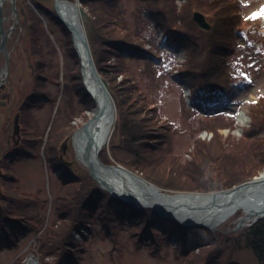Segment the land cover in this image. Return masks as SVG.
I'll return each instance as SVG.
<instances>
[{
	"label": "trees",
	"instance_id": "16d2710c",
	"mask_svg": "<svg viewBox=\"0 0 264 264\" xmlns=\"http://www.w3.org/2000/svg\"><path fill=\"white\" fill-rule=\"evenodd\" d=\"M77 1L87 15L83 25L95 67L107 82L116 109L109 144L99 152L104 164L116 161L168 192L230 188L259 173L264 166V155L257 134L258 125L264 119V99L250 105L251 124L237 141L232 139L234 143L230 146L226 142L230 136L224 137L220 130L235 127L232 116L206 114L191 118L193 112L197 114L192 103L207 102L234 89L235 77L230 73L227 55L239 46L237 33L242 32V38L264 49L260 18L244 17L243 0H183L179 5L177 0H131L132 25L124 4L128 0ZM22 8L21 26L35 73L27 96L21 100L20 142L5 154L2 162L5 175H2L0 194L12 192L3 181L11 180L7 166L15 151L23 149L33 153L36 146L43 144L50 163L60 164L61 143L91 117L89 111L95 107L83 85L71 33L55 9L38 0H24ZM194 11L206 16L210 30L198 27L193 20ZM50 21L64 36L60 43L65 59L62 70L53 64L58 50L49 34ZM159 30L162 38L158 40ZM168 41L177 42L184 50L183 62L171 59L167 63L163 47ZM170 73L187 80L190 89L189 104L186 105L183 94L180 95L190 135L187 147L190 158L183 160L180 154L174 153L178 130L161 114L158 94L154 91ZM46 80L56 84L57 94L51 95L45 88ZM199 86L205 87L206 92L201 93ZM40 95L49 99L52 108L58 101L57 111L68 117V122L56 126L55 132L47 138L30 124L28 116L34 103L40 101ZM78 114L81 121L71 123ZM203 130L212 136L209 139L197 136ZM119 145L131 153L129 159L115 153ZM76 168L75 173L67 171L64 190L54 202L56 223L38 240L39 264H67L69 260L81 263L85 243L76 240L73 234H80L85 240L98 231L110 233L116 244L120 235L126 233L131 241L147 243L153 253H170L178 264H232V254L242 247L251 249L258 263L264 264V217L238 230L231 229L240 212L217 229L183 225L151 208L139 209L114 197L98 185L86 168L80 165ZM14 195L19 197L17 193ZM26 199L29 204L34 203ZM9 205L0 200V229L11 245L19 228L27 226L22 221L26 219L15 217ZM34 228L35 232L40 230L39 226ZM46 257H51L49 263Z\"/></svg>",
	"mask_w": 264,
	"mask_h": 264
},
{
	"label": "rangeland",
	"instance_id": "374dc122",
	"mask_svg": "<svg viewBox=\"0 0 264 264\" xmlns=\"http://www.w3.org/2000/svg\"><path fill=\"white\" fill-rule=\"evenodd\" d=\"M38 1L43 2L49 7H53V0ZM122 1L124 2L126 0ZM243 1L245 3L243 9L244 17H253V14H255L254 17L260 18L262 30H264V0ZM180 2H183V0L176 1L178 5ZM124 4L127 11L126 16L132 25L130 12L133 10V1L128 0V2H124ZM49 29L51 30L49 34L52 38V42L58 50L56 58L53 57V64L56 68L62 70V63L65 59L62 56L63 49L60 48V43L64 41V36L59 27L51 21L49 23ZM83 29L85 31L84 27ZM18 31V40H15L17 43H15L14 54L11 59L13 61V72L9 74V80H12L14 85L12 86L5 81L0 87V91L3 90V88H6V91L9 89L13 91L17 88L22 89V93L24 94L31 80V69L29 66V59L31 58L24 29L19 28ZM241 34L242 32H239L236 35L239 46H236L234 50L227 55L231 63L230 73L232 77H235L234 89L224 95L219 94L207 102L197 100L191 104L197 113L195 114L193 112L191 115L192 119L200 118L206 114H221L233 117L235 127H232L231 130L228 128L220 130V133H222L224 137L227 138L230 136V138L226 140L229 146L234 143L232 139L237 141L244 134V130L250 126L251 115L248 109L250 105L255 104L259 99H264V49H258L257 45L248 41L246 38H242L240 36ZM157 39L159 40V38ZM163 49L165 56H168L166 59L167 63L171 59L176 63H181L185 60L184 50L175 42L167 43ZM136 66L140 68V65ZM164 80L165 82L162 80L160 82L161 85L154 89L155 93L158 94L159 110L178 130L174 140V153L180 154L182 160L184 158L188 159L190 158V154L187 151V147L190 143V135L186 120L182 114L180 102L181 94H183L186 105L190 102V90L187 88V80L179 79L174 73L168 74ZM44 85L51 95L57 94L58 88L55 83L46 80L44 81ZM204 90L205 87L199 86V91H201V93H205L206 91ZM39 97L40 101L34 103L28 116L30 124L36 126L40 133H43L45 136L44 138H47V136L55 132L56 126L59 124H66L68 122V117L60 111H57L58 113H56L55 110L52 112L50 102L45 100L42 95ZM10 107L7 109V105L5 104L0 107V147L5 143L4 137L7 134L5 125L8 124L9 121L7 119L8 113L7 115L5 113L4 116L3 112H7L8 110L13 112L15 105ZM92 111L93 110L89 111L91 115ZM78 115L75 116L71 123L76 124L81 121L80 115ZM242 118L246 120L243 126H241L238 121ZM113 124L110 134L113 131ZM258 128H260V130L257 137L261 139L263 146L262 153L264 155L263 118ZM75 131H73V133ZM110 134L106 144L110 141ZM197 136L209 139L212 133L201 132ZM43 150L44 145L41 144L32 150L33 153L24 152V154L20 156L15 155L8 160L11 161V163L8 164L7 171L8 173L9 171L12 173V177L10 178L13 179H5L3 185L8 187L9 191L12 192L6 194L3 191L0 194V200L7 205L10 203L9 208L15 217L26 219L22 221L25 222L27 228H19L13 238L15 243L11 245H9L4 231L0 229V264H39L38 240L41 238L43 239L46 232L49 231V227L56 223L57 213L55 211L54 202L58 199V193L64 190V183L62 180L65 179L69 172H67L61 164H51ZM61 153L64 154L66 160H72L75 154V147L68 142L67 150ZM115 153L124 159H129L131 156V153L121 145L115 148ZM56 166H62V168H58L56 171L54 169ZM263 170L264 166L259 173L252 178L260 175ZM134 174L136 177L141 178L156 188H161L147 181L142 175L136 172H134ZM131 184H133V189H128L132 191V193L134 192L133 190L136 192L139 191L136 182L132 181ZM128 185H130V183H128ZM12 189L16 191L19 197H15L14 194L16 193ZM21 197L23 200H20ZM26 198L29 200L31 199L34 203L29 204ZM122 198L127 199L124 195ZM132 200L139 205L141 204V197L135 194H133ZM239 211H241L243 215V211ZM234 215L235 213L225 221L215 225L202 222L200 217H196L195 222L203 224L209 229H217L225 225ZM34 226H39L40 230L35 232ZM82 232L85 234V229ZM73 236L76 240L85 243V249L81 252V263L69 260L67 264H178V261L172 257L170 253L166 251H162L161 254L153 253L147 243L131 241L128 239L129 236L126 233L120 235L121 237L118 239L117 244L110 233L106 234L101 231H98L95 236L85 240L80 234L75 233ZM232 255V264H259L253 252L248 247H242L239 250L236 249ZM49 258L51 259V257H46L47 263H49ZM224 261L225 259L222 262Z\"/></svg>",
	"mask_w": 264,
	"mask_h": 264
},
{
	"label": "water",
	"instance_id": "95a60500",
	"mask_svg": "<svg viewBox=\"0 0 264 264\" xmlns=\"http://www.w3.org/2000/svg\"><path fill=\"white\" fill-rule=\"evenodd\" d=\"M64 1V0H63ZM62 0H54V8L59 15L60 19L64 22V24L67 26L69 31L71 32L74 47L79 54V57L81 59V72L83 76V81L85 86L88 88L86 84V77H85V67L88 66L89 68V74L91 78L94 80V82L97 85V93L101 94L104 105L106 103L113 106V100L110 95L107 82L103 80L99 74L96 71V68L93 63V59L91 56L89 44L87 42L86 34L82 26V21H86L87 16L84 12V10L81 7H76V18L78 22H74L71 19H69L67 16L61 14L60 8ZM67 4V2H66ZM14 11L15 7H14ZM193 19L198 24V26L204 30H209L210 25L207 22L205 16L195 11L193 13ZM77 23V24H75ZM7 68H8V62H7ZM89 89V88H88ZM90 91V90H89ZM91 95L94 97L96 102V108L94 110V116L89 119L82 127H80L78 130H76L73 135L81 130L85 132L86 135V142L84 144L83 153L80 157L77 156V158L80 159V161L88 168V171L90 175L98 182V184L104 188L105 190L109 191L112 195H121L126 197L127 199H131L133 197V193L127 191L123 185L124 182H122L120 185L113 180H109L110 177L108 175H117L115 170L116 169H122L124 168L120 166L119 164L115 165H105L103 164L98 156L99 150L96 148V142L93 138V136L89 132V125L101 114V108L98 103L97 94L91 92ZM14 133H18L17 128V118H16V126L14 129ZM67 145V139L62 144V149L65 150V147ZM66 166H68V162H64ZM1 173V170H0ZM255 178H252L250 180H246L238 185L233 186L230 189L222 190V191H213L209 193H201L202 195H205V198L203 200H195L192 199V201L183 202L179 199L174 200L173 202H162V201H156L153 195H142V203L141 207H149L152 208L155 212L164 215L166 217H169L170 219H173L175 221H178L182 224H188V225H203L200 223H196L195 219L199 216L202 211L208 210L211 208L213 204H215L216 197H220L221 195H227L235 190L242 189L249 184L255 183ZM179 194H174L173 196H176ZM183 195H191V194H183Z\"/></svg>",
	"mask_w": 264,
	"mask_h": 264
},
{
	"label": "bare ground",
	"instance_id": "6f19581e",
	"mask_svg": "<svg viewBox=\"0 0 264 264\" xmlns=\"http://www.w3.org/2000/svg\"><path fill=\"white\" fill-rule=\"evenodd\" d=\"M76 11V7L73 4H66L65 1L61 3V14L67 16L74 22H78L76 18ZM84 74L86 77V84L91 92L97 94L98 103L101 108L100 116H98L88 127L90 134L93 136L96 142V148L100 150L108 140L112 124L114 123L115 111L110 104L106 103L104 105V100L101 94L97 93V85L89 74L88 66L85 67ZM238 121L239 124L243 126L246 120L242 118ZM73 142L76 152L80 157L83 153L84 144L86 142L85 132L83 130L77 132L73 137ZM115 172L117 175H108L110 177L109 180L113 179L119 185L124 182L123 185L125 189L131 193L132 191L130 190L133 189V184H131V182H136V186L139 191L136 192L133 190V194L140 196L141 198L142 195H153L155 196L154 199L156 201L169 203L176 199H179L183 202H188L192 201V199L203 200L205 198V195L201 194H179L173 196L171 193L164 192L161 189L156 188L155 186L142 180L141 178L133 176V174L126 172L125 170L116 169ZM128 183H130V185H128ZM215 201V204L210 206L211 208L202 211V213L199 215L201 216L202 222H208L212 225L219 224L236 213L238 210L243 211L241 222L244 223L255 220L256 218L262 216L264 214V170L255 178V183L249 184L248 186L239 190H235L227 195H221L219 198L216 197Z\"/></svg>",
	"mask_w": 264,
	"mask_h": 264
},
{
	"label": "flooded vegetation",
	"instance_id": "af4514ba",
	"mask_svg": "<svg viewBox=\"0 0 264 264\" xmlns=\"http://www.w3.org/2000/svg\"><path fill=\"white\" fill-rule=\"evenodd\" d=\"M16 7L18 15H21L22 12V0H16ZM18 22L16 20V13L14 12L13 3L12 0H0V80L5 76V68L7 64V59L10 61V71L8 73V76L6 78V81L10 85H14L12 80H9L10 76L9 74H12L13 72V61L12 55L14 54V47L16 41L18 40V33H17V27ZM16 40V41H15ZM30 60V59H29ZM29 66L30 63H29ZM4 82L0 83V87L3 85ZM22 89H14L13 91L9 89L6 91V88H3V90L0 91V107L7 105V109L13 105L14 111L8 110L7 112H3L4 116L5 113L7 115L8 124L5 125V128L7 130V134L4 137V145L6 148L13 147L15 145H18L20 137L18 135L13 137V131L15 128V120L16 116L19 114L20 104L22 97ZM10 107V108H11ZM4 110V109H3ZM12 115V118H11ZM7 123V121H6ZM21 133V129L19 131ZM14 144V142H16ZM14 144V145H13ZM3 145V146H4Z\"/></svg>",
	"mask_w": 264,
	"mask_h": 264
},
{
	"label": "snow or ice",
	"instance_id": "6c2138e0",
	"mask_svg": "<svg viewBox=\"0 0 264 264\" xmlns=\"http://www.w3.org/2000/svg\"><path fill=\"white\" fill-rule=\"evenodd\" d=\"M255 16V14H253Z\"/></svg>",
	"mask_w": 264,
	"mask_h": 264
}]
</instances>
